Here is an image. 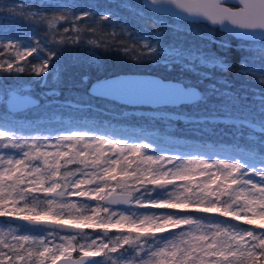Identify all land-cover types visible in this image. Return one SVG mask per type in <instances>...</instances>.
Here are the masks:
<instances>
[{
    "label": "snow or ice",
    "instance_id": "6c2138e0",
    "mask_svg": "<svg viewBox=\"0 0 264 264\" xmlns=\"http://www.w3.org/2000/svg\"><path fill=\"white\" fill-rule=\"evenodd\" d=\"M115 8L89 0H0V86L28 74L47 88L49 76L56 83L80 61L81 50L100 64L95 49L114 47L134 60L179 65L199 84L98 79L92 95L211 103L214 113L261 135L223 155L173 153L107 130L24 135L0 123V264H264V91L234 92L213 75L230 68L222 55L207 45H164L163 18L146 16L167 9L191 22L177 33L202 23L240 38L248 54L237 75L264 85V0H141L138 7L120 0ZM122 11L153 19L157 43ZM196 35L221 52L231 47L226 38ZM19 91L8 92L13 104Z\"/></svg>",
    "mask_w": 264,
    "mask_h": 264
},
{
    "label": "rangeland",
    "instance_id": "374dc122",
    "mask_svg": "<svg viewBox=\"0 0 264 264\" xmlns=\"http://www.w3.org/2000/svg\"><path fill=\"white\" fill-rule=\"evenodd\" d=\"M162 23L166 25L164 33H169L177 38L183 37L187 32L188 34L191 33L189 34V40H191L197 34L193 33L195 32L194 30L193 32L190 31L192 30V25L185 32L177 33L175 31V29L191 22L177 19L168 22L164 19ZM154 35H156V32L152 35L146 33L144 38L155 44L157 41L153 39ZM163 44L177 45L174 42H164ZM83 50L87 52V49ZM144 61H149L151 64H165L163 59L159 61L145 59ZM112 67L115 70L122 68L120 64ZM38 86L41 85L38 83ZM12 89H19V94H28V92H23L16 85L4 83L0 86V102L4 103L8 92ZM52 89L55 88L48 86L47 88L42 87L38 90L37 96L33 97L39 98L40 101L34 107L15 113H10L6 110L0 112V121L2 123L10 122L19 127L35 128L42 126L50 128L52 129L51 133L46 135L52 136H55L58 131L65 129H71L72 131L83 128L107 130L108 132L115 133L119 138H127L130 141L143 140L144 142H152L155 145V141L159 140L166 146L173 145L182 148L181 151L176 148H167L173 153L195 152L197 151V147H207L223 151L219 153L223 155L230 153L237 143H252L246 139L247 136L261 135L258 131L252 132L250 129L240 128L238 121L233 116L214 113V107L211 103L204 105V107L201 105L196 106L194 104L196 102L189 103L193 104L190 111L181 109L182 106L180 105L176 107L135 108L96 97H91V101H80L68 96L59 97V92L56 89L55 95H47L46 93H50ZM249 89L251 90V94L253 92L264 91V89L258 87H249ZM245 94L242 93V95ZM196 120H199V122H195ZM219 124L226 128L220 129ZM240 133H243V136H240Z\"/></svg>",
    "mask_w": 264,
    "mask_h": 264
},
{
    "label": "trees",
    "instance_id": "16d2710c",
    "mask_svg": "<svg viewBox=\"0 0 264 264\" xmlns=\"http://www.w3.org/2000/svg\"><path fill=\"white\" fill-rule=\"evenodd\" d=\"M7 3H12L13 0H6ZM18 2V0H17ZM91 3H99L103 6L112 5L113 10L115 11V5L120 3V0H89ZM128 2L132 5H136L137 7L140 5V0H128ZM121 14L124 16L125 19L129 21L130 24H136L138 25L137 30L144 29L145 32L149 35H152L154 32H156L157 26L153 23V19H143V20H137V18L133 15H130L128 12L122 11ZM146 16H153L155 17H162L163 20L166 19L168 22L174 21V19H171L167 16H162L156 13H153L149 11ZM192 27L190 30L193 33H199V32H205V33H211L215 36L216 39L226 38L231 42V47L228 50H225L221 52L217 48L215 44H208L207 40H201L199 39L198 35L195 34L194 37H192V42L189 40V34L186 32L185 35L181 38H177L169 33H164V27H159V33L161 34V41L164 42H174L178 45H181L182 47H189V46H204L207 45L212 52L220 54L223 56V58L227 61V63L230 65V68L226 70H216L213 75L216 79H223L229 82V84L232 87V90L236 93H246L250 96L251 90L249 87H258L260 89H264V85H261L256 82V78L252 77L251 75L246 76H238L237 72L239 70V61L240 59L247 55L248 53L244 52L240 49L239 43L240 39L233 38L230 35H225L223 32L219 31L217 28L209 27L207 24L202 23H193L191 24ZM169 29V28H168ZM106 31L108 29H105ZM40 34H43L41 31ZM192 36V35H191ZM105 39H108V37H104ZM119 40H125V37H118ZM197 39V41H196ZM129 43H135V41H129ZM84 50H81L80 53V61L76 62L72 65H70L66 71L62 72L60 80L56 83H53L51 76L48 78V86L55 88L59 93V97H73L75 99H78L80 101H91V95L87 93L88 85L102 77L118 73V72H129V71H135V72H148L156 74L162 78H172L177 79L180 81H187L191 84H199V79L191 72H185L182 71L179 65H172L166 66L165 64L160 63H149V61L144 60H134L131 58L130 55H125L121 51L116 50L114 47L111 50H105L103 48H96L95 49V55L97 59L102 60V63L95 64L92 63L90 60L87 59L85 55ZM91 55V54H88ZM31 59V57H29ZM36 61H33L35 63ZM67 63V57L66 61ZM117 64L121 65V69L115 70L112 66H115ZM85 77L87 78L85 80ZM5 83H9L12 85H16L20 87L23 92H28V95L37 96L38 90H40L43 86H38V82H35L31 79V77L28 74H23L21 79L18 81L15 80H8ZM209 83L208 81H205L203 84H200L199 90L203 91L204 86ZM241 89H244V92H241ZM39 99V98H38ZM40 101V100H39ZM196 106H202L204 107V103H194ZM121 105V104H119ZM191 105L193 104H181V109L185 111H190ZM215 107V105H212ZM5 106L3 102H0V112L5 111ZM0 123H2L0 121ZM220 126V129L226 128L225 126ZM17 128L22 130V134L24 135H40L45 136L46 134H50L51 130L50 128L37 126L35 128L30 127H19ZM160 144H159V143ZM155 145H159L161 148H176L177 150L181 151V147H175L173 145H164L163 142H160L159 140L155 141ZM197 151L204 152V153H220L223 151L215 150V149H209L205 147L196 148ZM162 211V210H158ZM0 220H3V218H0ZM75 254V253H74Z\"/></svg>",
    "mask_w": 264,
    "mask_h": 264
},
{
    "label": "water",
    "instance_id": "95a60500",
    "mask_svg": "<svg viewBox=\"0 0 264 264\" xmlns=\"http://www.w3.org/2000/svg\"><path fill=\"white\" fill-rule=\"evenodd\" d=\"M141 3V0H140ZM153 13L160 14L163 16H167L173 19L181 20V21H187L185 16L182 15H175L173 12L170 10H161V11H156L155 9L149 10ZM189 22V21H187ZM219 30V28H217ZM220 31V30H219ZM231 36V35H230ZM233 37V36H232ZM236 39H240L237 37H233ZM100 79H113V80H124V81H131V82H148V81H161L164 83H175L179 82L180 80L177 79H172V78H162L156 74L153 73H148V72H135V71H129V72H118L114 73L105 77H102ZM98 80V79H97ZM93 81L88 85L87 88V93L91 95L92 97L96 98H101L99 96H94L90 93L91 86L97 81ZM20 99L16 101L14 104L13 102L10 101L9 96H7L4 100V106L7 112L10 113H15V112H20L23 111L27 108L34 107L39 103V99L36 97H33L28 94H19ZM105 100L113 101L117 104L125 105L128 107H149V108H154V107H176L173 105H164V104H158V103H153V102H145L141 100H131L129 98L121 97V96H112V97H107V98H102ZM188 103H193V102H188ZM188 103H183V104H188ZM181 105V104H180ZM4 219V218H3ZM76 254H74L75 256Z\"/></svg>",
    "mask_w": 264,
    "mask_h": 264
}]
</instances>
